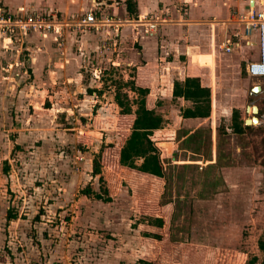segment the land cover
I'll return each instance as SVG.
<instances>
[{
  "label": "rangeland",
  "instance_id": "obj_1",
  "mask_svg": "<svg viewBox=\"0 0 264 264\" xmlns=\"http://www.w3.org/2000/svg\"><path fill=\"white\" fill-rule=\"evenodd\" d=\"M114 39H98L99 49L89 47L82 54L88 84L79 86L69 80L73 96L66 95L63 77L51 87L36 83L45 106L37 113L31 108L35 117L17 119L11 100L0 101V264H134L142 256L151 257L154 264H178L175 253L181 254L179 264H248L255 256V264H260L264 257L258 245L264 239V93L249 94L257 80L242 65L237 76L243 85L235 87L245 91L247 98L232 100L238 102L230 105V111L220 106L217 122L211 119L222 132L215 141L208 139L209 126L202 132L206 141L200 152L210 155L216 143L225 165L223 169L218 164L203 165L202 156L193 152L199 148L195 141L186 143L185 133L174 131L185 110L184 100H199V79L184 77L182 61L173 65L170 74L166 68H143L138 42ZM255 54L245 52L243 59ZM23 56L25 52L19 59ZM25 68L20 62L5 64L0 96L13 86L28 87ZM34 77L31 73V80ZM157 77L166 81L159 87L172 86L167 100L157 96ZM170 79L172 85L167 83ZM133 82L146 93L133 89ZM117 92L130 94L133 113L121 112ZM140 99L144 107L154 109L147 117ZM254 105L257 113L249 109ZM234 109L240 110L242 126L247 118L258 121L252 120L250 127L237 133L232 126ZM148 118L166 176L160 180L133 168L131 177L150 179L151 194H147L149 187L125 176L126 168L115 163V151L106 150H119L131 128L146 125ZM17 121L22 130H16ZM101 151L105 152L103 167L108 168L104 184L113 197L110 201L81 192L88 185L100 191L92 160ZM220 172L227 181H219ZM157 214L164 218V226L142 222L144 216ZM161 239L164 243H156ZM160 252L163 258L155 257Z\"/></svg>",
  "mask_w": 264,
  "mask_h": 264
},
{
  "label": "crops",
  "instance_id": "obj_2",
  "mask_svg": "<svg viewBox=\"0 0 264 264\" xmlns=\"http://www.w3.org/2000/svg\"><path fill=\"white\" fill-rule=\"evenodd\" d=\"M249 1L250 0H0V9H6L11 13H15L20 7H33L40 12L54 11L61 18L71 19L83 15L90 9L95 11L97 15L117 14L132 17L150 13L166 17L169 22L161 24L158 32L154 35H145L142 32V28H140V30L139 28L127 25L122 28L121 34L114 40L137 41L141 46L138 53L143 59V61H141L143 62V68H166L170 69L168 70V74H170L173 72L175 64L182 61L183 66L181 71L183 70L182 74L184 73V77L191 75L198 76L201 85L211 89V115L208 117H185L182 114V118L179 120V126L176 127L174 131L176 133L179 129L181 132L183 131L185 134H183L182 138L185 137L183 141L186 143H190L192 139L195 141V144H197L199 148L197 150L194 149L193 152L202 156L200 161L203 165L218 164L219 168L223 169L225 165V162L222 163L224 156L218 157L220 152L217 151L219 147H217L216 143L213 144L210 155L205 156L202 151L200 152V146L206 141V138L202 136V132L205 131V127L209 126L208 129H206V131L209 130L208 134H210L208 139L212 137V140L215 141L217 136L219 137V134L222 132L218 129L219 126L213 125L211 119L217 122L218 118L215 116L218 115L220 106H222V110L230 111V105L233 106L238 102L232 100L239 98V101H244L247 98V95H245L246 92H239L238 87H235V85H243V82L240 83L241 78L237 76L242 65H246L248 61L256 59L258 56L256 37H253L252 45H242L230 51L222 50L220 45L226 37L230 36L235 30L236 23L231 21L233 12L243 8V6L246 7ZM109 31L108 29H89L83 32L67 30L64 35L65 42L62 46L58 44L53 33L30 32L26 34L21 41L17 40L15 36L11 37L10 35L0 34V84H5L6 82L5 74L3 73L5 64L10 63L13 65V63L20 62L23 66H26L24 72L29 74L28 87L21 89H15L13 88L14 86L10 87L11 91H6L5 96H0V101L3 97L10 99L15 105L16 118L23 120L25 118L31 119V117H35L37 115L35 112H39V109L45 106V102H42L41 98L43 91L38 92L36 83H38V85L43 84L44 86L48 84L49 87H51L53 83L56 84V82L63 77L64 80L62 82L66 85V95L73 96V93L68 91V85L70 84L69 80L79 82L77 83L79 86H81L82 83L83 85H85V83L88 84L87 79H85L82 73L84 68L82 54L87 52L89 47H92L93 50L99 49L98 39L113 38L112 31H110L111 33ZM73 48H75L76 52L73 51ZM248 51H254L256 54L247 61V58L243 59L245 57L243 54ZM22 52H25L26 57L24 58L23 56V58L19 59V55ZM171 52L172 55H170ZM239 55H241V57H239ZM31 73L35 76L32 80ZM159 73H162L163 76L165 75L163 70L159 71ZM254 79L257 80L254 85H257L258 79ZM156 81L158 83L154 85V89L159 99H169L168 97H170L172 86L162 88L159 87L158 84H165L166 81H160L158 77ZM172 82H174V79L167 80L169 85H172ZM251 89L250 87L249 94ZM88 90L93 91L92 89ZM100 91L102 93L103 89ZM80 92L83 93V91ZM165 92H167L168 95H166ZM81 93L78 95L80 96ZM258 94L263 93L250 94V96ZM102 95L105 96V92H103ZM83 97H85V94H83ZM216 100L222 102H217ZM183 104V108L185 109L192 107L191 100H184ZM47 106H49V104ZM31 108L35 112H31ZM72 113H74L73 108ZM208 121L210 122L209 125L206 124ZM44 122L46 121L44 120ZM183 122V127H181V123ZM16 124L18 125L20 122L17 121ZM250 124L251 123H247L245 119V124L243 125L244 129L247 128L246 126L250 127ZM15 128H17L16 130H22L19 125L15 126ZM169 141L176 142L173 139H169ZM87 153L89 152H85L86 155ZM173 157L175 158L174 155ZM122 168H126L125 176H128L134 183L136 181L137 183H142V185L149 187L147 194H151L150 179L148 182L146 181L147 179L139 177L135 179V176L131 177V175H133L131 169L133 168L123 165ZM106 170L108 171V168L102 167V175L105 181L106 179L108 180V172H106ZM146 174L163 180V177L150 173ZM217 176L219 181L223 179L227 181V175H223V172H220ZM137 179H139V182ZM132 181L129 180L130 184H133ZM156 189L158 190V188ZM107 190L108 194L112 197L108 186ZM162 190L163 185L161 187V191ZM156 192V194L159 193V191ZM154 226L156 227V225L151 227ZM164 239L167 238L165 237ZM155 241L156 243H164L162 239ZM168 242L172 243L171 240ZM162 255L161 253V255L159 254V256L157 255L155 257L163 258ZM180 256L181 254L179 255L178 253H175L173 256V259L176 260L178 264L181 262ZM140 259L153 260L151 257L148 258L145 256H142L138 260Z\"/></svg>",
  "mask_w": 264,
  "mask_h": 264
},
{
  "label": "built area",
  "instance_id": "obj_3",
  "mask_svg": "<svg viewBox=\"0 0 264 264\" xmlns=\"http://www.w3.org/2000/svg\"><path fill=\"white\" fill-rule=\"evenodd\" d=\"M231 21L236 23L235 30L226 37L220 48L230 51L242 45L250 46L253 37H256L258 56L248 61L246 72L250 77L258 79V93H264V0H250L246 7L243 6L233 12ZM167 22L169 20L166 17L150 13L132 17L117 14L97 15L90 9L83 15L71 19L61 18L54 11L40 12L33 7H20L15 13L0 9V34L15 36L21 41L30 32L53 33L60 46L65 42L64 35L67 30L83 32L89 29H108L112 31L114 37H117L121 34L122 28L129 25L142 28L145 35H154L161 24ZM255 93L250 90V94ZM254 119L258 121L256 117L252 120Z\"/></svg>",
  "mask_w": 264,
  "mask_h": 264
},
{
  "label": "trees",
  "instance_id": "obj_4",
  "mask_svg": "<svg viewBox=\"0 0 264 264\" xmlns=\"http://www.w3.org/2000/svg\"><path fill=\"white\" fill-rule=\"evenodd\" d=\"M199 79V100L198 102H192V107L186 108L184 110L183 116L185 117H208L211 115L212 111V98H211V89L209 87H205L201 85L200 78L198 76H188V79L193 78ZM190 82V81H189ZM132 88L137 89L139 94L146 93L143 87H136L135 83H132ZM129 94L117 92L116 97L118 99V104L121 107V112L126 114L133 113V106L130 101ZM139 99V97H136ZM137 100V99H136ZM141 100V99H140ZM143 104L144 113L143 116H146L148 113H153L154 109L149 106L144 107L145 102L141 100ZM147 112V113H146ZM240 111L238 109H234L232 120H233V128L237 133H242L244 131V127L241 124L239 119ZM137 122V121H136ZM153 128V123L150 124L149 118L146 121V125H141L132 127L129 135L126 137L125 142L118 150H114L113 148H106L110 151L114 152L115 163L123 166H128L130 168H134L143 173H150L156 176L165 177V168L159 157V148L156 146V142L151 135L150 128ZM248 127V126H246ZM161 142V141H160ZM160 142H158L161 147ZM162 149V147H161ZM104 153V154H103ZM102 151L96 155L92 160V174L94 176H99V181L101 183L100 191H96L93 189L91 185L86 186L82 189V193L88 196H95L96 198L102 199L104 201H110L112 197L108 194L107 187L104 184V177L102 175V167L104 164L105 152ZM163 153V149H162ZM220 157V153L218 154ZM218 156V157H219ZM163 159V154H161ZM112 159V160H113ZM105 194V195H104ZM13 216V215H10ZM142 222H146L148 224L156 225V226H164V218L160 215L155 216H144ZM259 248L264 251V239H260L258 241ZM258 257H253L249 262L251 264H255ZM134 264H154L153 260L140 259ZM260 264H264V257L261 260Z\"/></svg>",
  "mask_w": 264,
  "mask_h": 264
},
{
  "label": "water",
  "instance_id": "obj_5",
  "mask_svg": "<svg viewBox=\"0 0 264 264\" xmlns=\"http://www.w3.org/2000/svg\"><path fill=\"white\" fill-rule=\"evenodd\" d=\"M252 90H253L254 92L258 93V92H259V85H254V86L252 87ZM249 109H250L252 112H254V113H257V112H258V107H257L256 105L250 107ZM246 122H247V123H252V119H251V118H247V119H246Z\"/></svg>",
  "mask_w": 264,
  "mask_h": 264
}]
</instances>
